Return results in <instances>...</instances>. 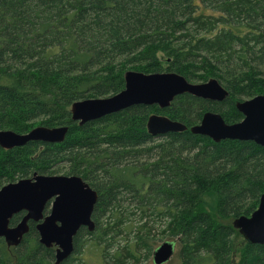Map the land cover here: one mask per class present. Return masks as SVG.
I'll return each mask as SVG.
<instances>
[{
    "label": "trees",
    "instance_id": "trees-1",
    "mask_svg": "<svg viewBox=\"0 0 264 264\" xmlns=\"http://www.w3.org/2000/svg\"><path fill=\"white\" fill-rule=\"evenodd\" d=\"M128 70L175 72L192 83L214 78L228 95L214 102L182 94L164 109L131 105L82 124L71 120L73 102L117 93ZM261 93L264 0H1L0 130L68 131L60 142L0 147V187L33 173L65 174L97 192L93 231L81 227L59 264H88L80 255L87 236L104 264H124L113 234L137 213L134 249L126 244L124 256L152 254L146 227L161 218L165 241L178 246L174 264H234L238 239L235 264H264V244L247 242L232 224L264 192V146L146 130L152 113L187 127L206 111L235 123L242 118L235 102ZM54 257L33 223L17 246L0 238V264H55Z\"/></svg>",
    "mask_w": 264,
    "mask_h": 264
},
{
    "label": "water",
    "instance_id": "water-1",
    "mask_svg": "<svg viewBox=\"0 0 264 264\" xmlns=\"http://www.w3.org/2000/svg\"><path fill=\"white\" fill-rule=\"evenodd\" d=\"M182 94L221 102L228 91L214 78L192 83L175 72L128 70L124 73V87L117 93L73 102L70 106L71 120L82 124L131 105H156L164 109ZM235 107L242 115L235 123H226L219 113L206 111L198 123L187 127L165 115L152 113L147 118L146 130L155 137L188 130L216 143L229 139L252 141L264 146V94L235 102ZM67 131L65 125H39L25 133L0 130V147L10 149L31 141L60 142ZM97 197V192L76 175L33 173L30 177L6 183L0 187V238L8 246H17L28 232L29 224L33 223L39 243L45 247L54 246L55 264H59L73 252V238L80 227L93 231L92 212ZM50 200L49 213L44 215ZM19 213L23 214L21 219L10 224ZM232 224L247 242L264 244V192L257 207L249 215L235 218ZM174 252L175 241H163L152 251V263L165 264Z\"/></svg>",
    "mask_w": 264,
    "mask_h": 264
},
{
    "label": "rangeland",
    "instance_id": "rangeland-1",
    "mask_svg": "<svg viewBox=\"0 0 264 264\" xmlns=\"http://www.w3.org/2000/svg\"><path fill=\"white\" fill-rule=\"evenodd\" d=\"M202 82H204V81H202ZM194 83H201V82L198 81V82H194ZM261 94H263V93H261ZM247 99H249V98H247ZM243 100H245V99H243ZM243 100H241V101H243ZM236 102H240V101H236ZM155 114H157V113H155ZM50 201L48 202V204L46 206V212H48V210L50 209V204H49ZM133 213H135V212H133ZM130 217L132 219L131 222H133V221H135V222L133 224L127 223V225L123 226V228L125 229L124 231H122L121 233H118V234H113L112 242H113L114 248L122 253L124 264H153L151 254L148 257H145L143 255L138 256L139 254H137L136 257H134V258H131L128 255L124 256L125 253L127 254L126 251L124 252V246L126 244H129V246H127V248L129 247L130 249H134V245H132V244L134 241V237L136 235L137 228L139 227V225L141 223L140 221L137 222V219L139 217L138 213H137L136 217H134V215H132ZM157 219H158V221L153 220V221L149 222L147 227H146V228H148V227L151 228L150 238L152 239V242L156 244V246H158L163 241L170 239V238H167L166 236H164L162 233V230L164 228L163 223H162V219L161 218H157ZM9 247H13V246H9ZM240 247H241V240L238 239V241L236 242V245L234 247V252H233V263L234 264L236 263V261L239 258ZM177 251H178V246H175V252L172 256L173 257L172 260L170 259L165 264H174L177 261V258H176ZM80 255L82 256L83 260L88 264H104V262L101 258L100 251L98 249H96L94 246H92V241H91V239H89V236L86 237V242L82 248Z\"/></svg>",
    "mask_w": 264,
    "mask_h": 264
},
{
    "label": "flooded vegetation",
    "instance_id": "flooded-vegetation-1",
    "mask_svg": "<svg viewBox=\"0 0 264 264\" xmlns=\"http://www.w3.org/2000/svg\"><path fill=\"white\" fill-rule=\"evenodd\" d=\"M235 108H236V107H235ZM92 189H93V188H92ZM50 202H51V201H50ZM49 204H50V203H49ZM48 213H49V210H48V212H46V208H45V210H44V215H46V214H48ZM19 214H21V213H19ZM22 215H23V214H21L19 220L21 219ZM19 220H18V221H19ZM80 228H81V227H80ZM80 228H79V229H80ZM84 228H85V227H84ZM74 237H75V236H74ZM73 239H74V238H73ZM73 245H74V244H73ZM52 247L54 248V246H51V248H52ZM54 250H55V248H54ZM55 253H56V251H55Z\"/></svg>",
    "mask_w": 264,
    "mask_h": 264
}]
</instances>
